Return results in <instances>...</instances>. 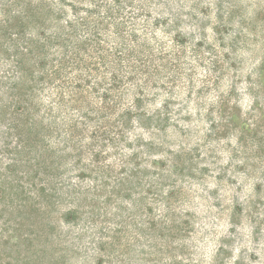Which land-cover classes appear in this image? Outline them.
Wrapping results in <instances>:
<instances>
[{
  "label": "rangeland",
  "instance_id": "obj_1",
  "mask_svg": "<svg viewBox=\"0 0 264 264\" xmlns=\"http://www.w3.org/2000/svg\"><path fill=\"white\" fill-rule=\"evenodd\" d=\"M0 264H264V0H0Z\"/></svg>",
  "mask_w": 264,
  "mask_h": 264
}]
</instances>
